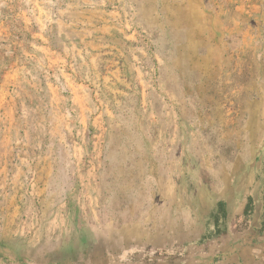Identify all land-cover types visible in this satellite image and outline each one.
Masks as SVG:
<instances>
[{
  "label": "rangeland",
  "instance_id": "1",
  "mask_svg": "<svg viewBox=\"0 0 264 264\" xmlns=\"http://www.w3.org/2000/svg\"><path fill=\"white\" fill-rule=\"evenodd\" d=\"M41 1L0 0V118L11 111L21 128L0 139V264H101L71 222L130 223L155 195L202 211L206 192L220 198L264 170V0H123L107 24L78 0L92 33L76 79L50 80L28 102L26 82H8L28 62L32 27L50 24ZM150 228L112 264H226L222 228L166 253L145 242Z\"/></svg>",
  "mask_w": 264,
  "mask_h": 264
},
{
  "label": "crops",
  "instance_id": "2",
  "mask_svg": "<svg viewBox=\"0 0 264 264\" xmlns=\"http://www.w3.org/2000/svg\"><path fill=\"white\" fill-rule=\"evenodd\" d=\"M44 1L50 3L49 6L44 5L47 9L45 13L43 12L49 18L50 22L48 23L50 24L37 23L32 27L35 35L32 36L31 42L24 43L31 53L28 62L18 72L11 74L9 78L12 77L14 80L11 79L8 82V85H11L10 81H25L28 88L23 95L27 96L28 102L30 96L40 94L42 91L49 93L50 89L54 88L49 85L50 80L70 85V81L76 79L75 68L83 62L88 50L85 41L92 33L88 31L84 35L81 26L84 23L89 24L87 20L75 19L77 9L81 11L84 9L82 8L84 4L76 3L78 0ZM44 1H41L42 4ZM92 2L99 8L101 18H104L106 24L108 18L110 21L113 17L116 19L118 16L123 17V10L120 7V2L122 3L123 0H99V2L92 0ZM80 6L81 8H78ZM48 7H52V9H49L47 13ZM6 96L11 101L15 100V96L4 94V97ZM23 107L26 109L22 112L30 111V105L23 103ZM19 120L14 119L11 111H6L4 119L0 118V139L6 135L11 138L20 135ZM3 121L5 125H2ZM258 174L259 176H257ZM245 176L248 177L245 179L247 183L242 187L234 180L226 182L225 196L216 198L206 192L203 199L208 206L202 211L195 212L196 210L189 209L187 204L184 207L181 202L177 204L171 200V197L157 198L155 195L149 203L147 214H143L142 217L135 216V220L130 223H123L118 216L106 213L105 219L94 222L96 228L92 229L93 223L86 222L84 217L85 221L78 222V227H75V222H71L70 225L74 226L69 229V235L76 237V234L79 235L81 232L85 235L78 238L79 241L80 239H95V244H90L89 250H97L102 254L104 259L101 264H112L117 259H124L131 255L132 248L141 245V241H138L140 240L139 226L144 223L147 224V227L151 226L149 238L145 237V242L156 253H166L173 248V244H177L176 242L179 244L192 240L200 242L208 231L218 232L222 228L228 232V239L224 241L225 246L220 247L221 253H225L226 264H264V170L260 169L256 174L251 171ZM165 188L166 186H164ZM169 188H171L170 185ZM227 192H230L231 195L226 196ZM157 193L160 192L157 191ZM202 197H200L201 200ZM177 199L174 198V200ZM168 202H171V206L167 207ZM217 206H220L219 210H216ZM192 217L194 219L190 220ZM68 218H66L67 223H69ZM237 219L244 222L239 229L236 227ZM134 230L136 233L133 237ZM193 230L198 232L194 238L192 237ZM235 232H237V236ZM88 233L93 234L95 238L87 237ZM68 239L72 238L68 237ZM134 240L136 242H133ZM19 255L23 257L24 254L20 253ZM88 264H97L92 259V255L89 257ZM157 264L167 263L161 260Z\"/></svg>",
  "mask_w": 264,
  "mask_h": 264
}]
</instances>
